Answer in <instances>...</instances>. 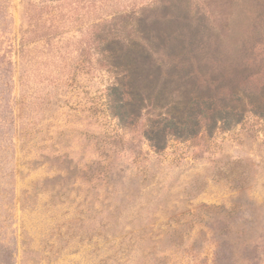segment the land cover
Returning a JSON list of instances; mask_svg holds the SVG:
<instances>
[{"label": "rangeland", "instance_id": "rangeland-1", "mask_svg": "<svg viewBox=\"0 0 264 264\" xmlns=\"http://www.w3.org/2000/svg\"><path fill=\"white\" fill-rule=\"evenodd\" d=\"M150 32L264 82V0H0V264H264V117L155 150L108 102Z\"/></svg>", "mask_w": 264, "mask_h": 264}, {"label": "trees", "instance_id": "trees-1", "mask_svg": "<svg viewBox=\"0 0 264 264\" xmlns=\"http://www.w3.org/2000/svg\"><path fill=\"white\" fill-rule=\"evenodd\" d=\"M156 37L150 32L110 48L119 54L111 55L113 82L108 87V102L121 124L145 118L144 136L155 150L172 136L197 134L202 124L209 129L219 123L231 126L247 112L264 117V82L250 85L259 73L251 72L252 63L204 55L199 62L209 72L200 74L191 68L188 54L203 42Z\"/></svg>", "mask_w": 264, "mask_h": 264}]
</instances>
